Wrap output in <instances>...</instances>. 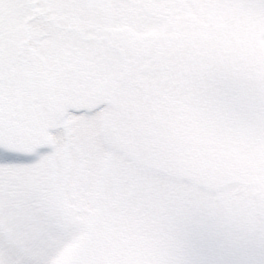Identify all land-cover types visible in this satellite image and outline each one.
I'll list each match as a JSON object with an SVG mask.
<instances>
[{"label": "trees", "instance_id": "obj_1", "mask_svg": "<svg viewBox=\"0 0 264 264\" xmlns=\"http://www.w3.org/2000/svg\"><path fill=\"white\" fill-rule=\"evenodd\" d=\"M43 2L0 0V149L55 178L0 209L51 205L77 264H264V0Z\"/></svg>", "mask_w": 264, "mask_h": 264}, {"label": "rangeland", "instance_id": "obj_2", "mask_svg": "<svg viewBox=\"0 0 264 264\" xmlns=\"http://www.w3.org/2000/svg\"><path fill=\"white\" fill-rule=\"evenodd\" d=\"M27 1L42 12L47 9L43 0ZM48 155L46 147L31 152H7L0 149V189L12 177L27 181L28 177L38 173L44 176L47 172L50 178L51 170L46 166V161L50 160ZM190 159V154L186 153L185 162L188 163ZM181 164L184 166V163ZM187 175L192 176L190 172ZM48 178L46 183H51ZM68 183L72 186L71 178ZM57 195L59 197L60 192ZM17 205L20 206L0 209V264H77L78 259L74 254L80 242L79 234H75L72 227L61 224L51 205H43L41 210L29 206L30 212L22 214L24 209L21 204Z\"/></svg>", "mask_w": 264, "mask_h": 264}]
</instances>
